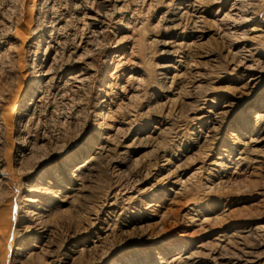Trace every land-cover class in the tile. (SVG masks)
Segmentation results:
<instances>
[{
  "label": "rangeland",
  "instance_id": "374dc122",
  "mask_svg": "<svg viewBox=\"0 0 264 264\" xmlns=\"http://www.w3.org/2000/svg\"><path fill=\"white\" fill-rule=\"evenodd\" d=\"M101 1L0 0V112L4 111L0 117L4 118L7 107L21 92L19 85L26 82L33 86L35 70L40 74L44 70L42 78L39 77L43 81L40 82L42 91L35 95V99L38 97L35 105H38L28 114L31 117L27 116L15 131L17 136H24L27 144L31 142L29 153H25L29 156L24 155L21 162L9 159L11 151L7 147L12 138L9 137L12 136L9 126H15V119L0 118V153L5 155V159L0 155V213L3 212L0 215L6 214L11 220L9 231L0 237L2 242L5 240V244L0 241L3 255L0 253V259L5 257L6 264H11V257L20 245L15 236L17 228L24 226L20 218L22 198L29 194L27 190L35 182L34 177L40 172L46 173L45 179L52 184L53 194H65L63 189L74 182L69 177L71 171L94 155L95 147L102 141L101 136L110 131L114 134L115 145L126 139L134 146L131 145L125 155L120 154L122 150L118 147L113 153L97 154V159L89 166L91 169H83L80 176L83 186L81 183L75 185L76 192L66 202L48 197L56 202L57 208L44 222L50 232L44 239L47 247L43 239L34 237L36 235L22 242L25 251L32 247L27 242L36 243L33 247L38 252L33 256L36 262L42 259L41 252L51 248L57 249L58 255L64 254L61 256L64 264H156L172 256L194 253V264H218L222 252L231 257L229 255L219 264H238L237 258L243 250L254 253L251 264H264V0ZM37 9L41 15L34 17V24H38L34 41L38 42L44 36L53 43L49 42L48 53L42 44L38 52L29 54L23 52L19 44L29 36L31 14ZM260 11L262 13L257 16ZM64 19L69 21L66 23ZM52 24L53 27H47ZM92 32L97 38L92 37ZM170 40L176 44L172 56L166 53L167 48L163 45ZM118 54L122 57L116 56ZM31 60L36 62L34 70L31 68L33 73L26 65L31 64ZM131 74L134 78L127 80ZM101 88L107 90L106 94L101 93ZM22 91L26 92V89ZM101 98H105L106 105H100ZM166 98L169 102H165ZM168 106H171L170 111ZM155 108L158 113H154ZM260 114L263 116L258 121L256 115ZM27 118H31L30 121ZM104 124L109 129L106 132H103ZM108 124L113 127L109 128ZM91 147L87 152L86 149ZM36 152L40 157L35 155ZM74 155L78 160H73ZM250 158L255 159L254 162ZM71 160V170L63 171V164H69ZM222 161L226 164L223 168L217 165ZM35 166V171L27 172ZM58 182L67 184L59 187ZM58 190L61 193L56 192ZM205 217L210 220L203 222ZM232 252L240 254L237 256Z\"/></svg>",
  "mask_w": 264,
  "mask_h": 264
},
{
  "label": "bare ground",
  "instance_id": "6f19581e",
  "mask_svg": "<svg viewBox=\"0 0 264 264\" xmlns=\"http://www.w3.org/2000/svg\"><path fill=\"white\" fill-rule=\"evenodd\" d=\"M45 1V0H44ZM58 1V0H57ZM72 1V0H71ZM74 1V0H73ZM78 1V0H77ZM89 1V0H88ZM99 1V0H98ZM105 1H107V0H102L101 2H105ZM180 1V0H179ZM184 1V0H183ZM194 1V0H193ZM238 1V0H237ZM241 1H245V0H241ZM49 2V1H48ZM81 2V1H80ZM85 2V1H84ZM96 2V1H95ZM113 2H114V0H113ZM125 2V1H124ZM196 2H197V0H196ZM239 2V1H238ZM251 2V1H250ZM249 2V3H250ZM59 4L61 3V2H58ZM92 3H94V1H92ZM100 3V2H99ZM179 3V2H178ZM244 3V2H243ZM47 4V3H46ZM52 4V3H51ZM57 4V3H56ZM66 4H68V3H66ZM70 4H71V2H70ZM98 4V3H97ZM126 4V3H125ZM129 4V3H128ZM193 5H196V4H194V3H192ZM200 4V3H199ZM245 4V3H244ZM251 4H253V3H251ZM264 4V3H263ZM85 5H88V4H85ZM107 5V4H106ZM117 5V4H116ZM240 5V4H239ZM246 5V4H245ZM43 6V5H42ZM41 6V7H42ZM53 6V5H52ZM56 6V5H55ZM58 6V5H57ZM70 6V5H69ZM80 6V5H79ZM91 6V5H90ZM93 6H94V4H93ZM100 6V5H99ZM104 6V5H103ZM119 6V5H118ZM134 6V5H133ZM132 6V7H133ZM135 6H136V4H135ZM60 7H61V5H60ZM84 7V6H83ZM101 7V6H100ZM130 7V6H129ZM131 7V8H132ZM176 7V6H175ZM242 7V6H241ZM250 7H252V6H250ZM264 7V6H263ZM57 8V7H56ZM73 8V7H72ZM78 8V7H77ZM85 8H87V7H85ZM98 8V7H97ZM104 8V7H103ZM114 8V7H113ZM124 8V7H123ZM134 8V7H133ZM185 8H186V6H185ZM188 8V7H187ZM193 8V7H192ZM199 8V7H198ZM44 9H45V7H44ZM50 9H51V7H50ZM58 9V8H57ZM90 9H92V7H90ZM117 9V8H116ZM119 9H121V6H120V8ZM119 9H117V10H119ZM183 9V8H182ZM196 9V8H195ZM195 9H193V10H195ZM240 9V8H239ZM83 10V9H82ZM85 10V9H84ZM95 10V9H94ZM105 10V9H104ZM107 10V9H106ZM109 10V9H108ZM124 10V9H123ZM130 10V9H129ZM199 10V9H198ZM197 10V11H198ZM246 10V9H245ZM53 11H54V8H53ZM52 11V12H53ZM59 11V10H58ZM61 11V10H60ZM96 11V10H95ZM99 11V10H98ZM116 10L114 9V11L113 12H115ZM120 11H122V10H120ZM125 11V10H124ZM134 11V10H133ZM188 11H189V9H188ZM99 12H101V9H100V11ZM104 12V11H103ZM248 12H250V11H248ZM48 13V12H47ZM51 13V12H50ZM59 13V12H58ZM64 13V12H63ZM88 13V12H87ZM111 13V12H110ZM110 13H109V15H110ZM134 13V12H133ZM136 13V12H135ZM177 13V12H176ZM179 13V12H178ZM183 13H185V12H183ZM262 13V11H260V12H258L257 13V16L258 15H260ZM38 14V16L39 15H41V11H40V9H37L36 10V12L34 13V14H31L32 15V17H31V23H32V25H31V27H30V34H29V36H27L26 38H25V40H23V41H21V43L19 44V46H21L20 47V49L22 48V50H23V52H24V50H25V52H27V53H31V54H33V53H36V51L38 52V49H39V47H41L40 45H42V44H44L45 45V52L47 51V53H48V50H46V48H48V49H50L49 48V46H50V44H49V42H52V41H47V39H46V37H44V36H41L40 38H39V40H38V42H36V41H34L35 40V36L37 35V28H38V24L36 23V24H34V17L36 16ZM55 14H56V12H55ZM65 14V13H64ZM102 14V13H101ZM100 14V15H101ZM105 14H106V12H105ZM166 14V13H165ZM164 14V15H165ZM174 14V13H173ZM264 14V13H263ZM47 15V14H46ZM56 15H58V14H56ZM86 15V14H85ZM97 15V14H96ZM182 15V14H181ZM37 16V17H38ZM60 16V15H59ZM65 16V15H64ZM66 16H68V15H66ZM77 16V15H76ZM107 15H105V17H106ZM183 16H185V15H183ZM194 16V15H193ZM49 17V16H48ZM54 17V16H53ZM84 17V16H83ZM82 17V18H83ZM86 17V16H85ZM104 17V18H105ZM109 17V16H108ZM132 17H134V15L132 16ZM178 17V16H177ZM180 17H182V16H180ZM241 17V16H240ZM36 18V17H35ZM40 18H41V16H40ZM62 18V17H61ZM65 18H67V17H65ZM88 18H90L89 16H88ZM92 18H93V16H92ZM95 18H96V16H95ZM111 18V17H110ZM109 18V19H110ZM116 18V17H115ZM168 18H170V17H168ZM172 18V17H171ZM176 18V17H175ZM185 18V20H186V17H184ZM38 19V18H37ZM59 19H60V17H59ZM77 19V18H76ZM75 19V20H76ZM98 19V18H97ZM163 19V18H162ZM262 19V18H261ZM56 20V19H55ZM65 20V19H64ZM83 20V19H82ZM127 20H128V18H127ZM134 20H135V18H134ZM165 20V19H164ZM174 20V19H173ZM178 20V19H177ZM192 20V19H191ZM40 21V20H39ZM50 21H51V19H50ZM68 21H69V19H68ZM67 21V22H68ZM98 21V20H97ZM97 21H95V24H96V22ZM183 21V20H182ZM38 22V21H37ZM57 22V21H56ZM55 22V23H56ZM65 22H66V20H65ZM66 22V23H67ZM78 22V21H77ZM81 22V21H80ZM106 21H104L103 23H105ZM175 22V21H174ZM193 22V21H192ZM263 22H264V18H263ZM40 23V22H39ZM54 23V22H53ZM88 23H90V22H88ZM87 23V24H88ZM99 23V22H98ZM100 23H101V21H100ZM110 23V22H109ZM108 23V24H109ZM129 23V22H128ZM179 23H180V21H179ZM183 23V22H182ZM41 24H42V21H41ZM43 24H45V23H43ZM58 24V23H57ZM69 24V23H68ZM171 24V23H170ZM40 25V24H39ZM78 25V24H77ZM86 25V24H85ZM89 25V24H88ZM92 25V24H91ZM110 25V24H109ZM174 25V24H173ZM172 25V26H173ZM180 25H182V24H180ZM83 26V25H82ZM93 26V25H92ZM91 26V27H92ZM106 26V25H105ZM123 26V25H122ZM175 26H176V24H175ZM47 27H53V24L52 25H48ZM61 26H59V28H60ZM64 27H65V25H64ZM85 27V26H84ZM87 27V26H86ZM107 27V26H106ZM109 27V26H108ZM178 27V26H177ZM43 28V27H42ZM88 28H89V26H88ZM170 28V27H169ZM176 28V27H175ZM185 28V27H184ZM61 29H64V28H61ZM84 29V28H83ZM85 29H87V28H85ZM91 29V28H90ZM99 29V28H98ZM109 29V28H108ZM108 29H106V30H108ZM177 29V28H176ZM175 29V30H176ZM192 29V28H191ZM89 30V29H88ZM93 30V29H92ZM105 30V29H104ZM128 30V29H127ZM58 31H59V29H58ZM80 31H81V29H80ZM91 31V30H90ZM95 31V30H94ZM44 32V31H43ZM53 32V31H52ZM83 32V31H82ZM100 32V31H99ZM197 32V31H196ZM200 32V31H199ZM201 32H204V31H201ZM61 33V32H60ZM92 33H94V32H92ZM102 33V32H101ZM56 34V33H55ZM72 34V33H71ZM73 34H76L75 32L73 33ZM81 34V33H80ZM84 34V33H83ZM86 34V33H85ZM99 34V33H98ZM107 34V33H106ZM40 35H42V34H40ZM50 35H52V34H50ZM60 35V34H59ZM69 35V34H68ZM93 35V34H92ZM103 35V34H102ZM233 35H235V34H233ZM65 36V35H64ZM82 36H84V35H82ZM90 36V35H89ZM105 36V35H104ZM57 37H58V35H57ZM63 37V36H62ZM62 37H60V38H62ZM67 37V36H66ZM76 37H77V35H76ZM81 37V36H80ZM87 37H88V35H87ZM92 37H95V38H97V34H96V36H95V33H94V36H92ZM98 37H99V35H98ZM200 37V36H199ZM74 38H75V36H74ZM83 38V37H82ZM105 38V37H104ZM103 38V39H104ZM108 38V37H107ZM197 38H198V36H197ZM237 38V37H236ZM50 39H51V37H50ZM53 39V38H52ZM55 39V38H54ZM57 39V38H56ZM67 39H69V38H67ZM99 39V38H98ZM62 40V39H61ZM111 40V39H110ZM232 40V39H231ZM85 41V40H84ZM86 41H87V39H86ZM91 41V40H90ZM90 41H88V42H90ZM94 41V40H93ZM106 41V40H105ZM104 41V42H105ZM112 41H113V39H112ZM167 41V40H166ZM82 42H83V40H82ZM98 42H99V40H98ZM102 42H103V40H102ZM108 42V41H107ZM118 42V41H117ZM53 43V42H52ZM60 43V42H59ZM95 43V42H94ZM100 43H101V39H100ZM113 43H115V42H113ZM1 44V43H0ZM81 44V43H80ZM79 44V45H80ZM88 44V43H87ZM91 44H92V42H91ZM90 44V45H91ZM97 45L99 44V43H96ZM102 44V43H101ZM100 44V45H101ZM104 44V43H103ZM107 44H110V43H107ZM107 44H106V46H107ZM112 44V43H111ZM129 44V43H128ZM163 44V43H162ZM174 41H172V40H170V42H165L163 45H164V47H166L167 49H166V53L167 54H169L170 56H172V55H174V52L175 51H173L172 50V48L174 47ZM180 43H178V45H179ZM105 45V44H104ZM176 45V44H175ZM58 46V45H57ZM109 46V45H108ZM115 46H116V44H115ZM131 46V45H130ZM34 47H36V49H34ZM52 47H54V46H52ZM80 47V46H79ZM81 47H83V46H81ZM86 47V46H85ZM90 47V46H89ZM97 47V46H96ZM127 47V46H126ZM61 48H62V46H61ZM61 48H59V49H61ZM87 48V47H86ZM95 48V47H94ZM133 48V47H132ZM79 49V48H78ZM177 49V48H176ZM175 49V50H176ZM180 49V48H179ZM5 50H6V48H5ZM18 50V49H17ZM52 50V49H51ZM54 50V49H53ZM57 50V49H56ZM55 50V51H56ZM75 50V49H74ZM85 50V49H84ZM87 50V49H86ZM20 51V50H19ZM165 51V50H164ZM177 51V50H176ZM1 52H2V50H1ZM0 52V53H1ZM4 52V51H3ZM58 52V51H57ZM70 52V51H69ZM72 52V51H71ZM75 52V51H74ZM131 52H132V50H131ZM56 53V52H55ZM54 53V54H55ZM61 53V52H60ZM129 53V52H128ZM165 53V54H166ZM178 53V52H177ZM64 54V53H63ZM62 54V55H63ZM67 54V53H66ZM72 54V53H71ZM74 54V53H73ZM127 54V53H126ZM180 54V53H179ZM35 55V54H34ZM45 55H46V53H45ZM70 55V53L68 54V56ZM76 54H74V56H75ZM175 55H176V53H175ZM56 56H58V55H56ZM65 56H67V55H65ZM71 56V55H70ZM73 55H72V57H74ZM116 56H120V57H122V55H120V54H118V55H116ZM127 56V55H126ZM177 56V55H176ZM55 57V56H54ZM49 58V57H48ZM56 58V57H55ZM70 58V57H69ZM112 58H113V56H112ZM33 59V58H32ZM36 59V58H35ZM50 59V58H49ZM123 59V58H122ZM129 59V58H128ZM54 60H56V59H54ZM118 60V59H117ZM32 61V60H31ZM73 61V60H72ZM123 61V60H122ZM127 61V60H126ZM175 61H177V60H175ZM75 62V61H74ZM129 62H130V60H129ZM34 63L36 64V62H33L32 61V63L31 64H29V62H28V64H26V65H28L27 66V70L29 71V72H32L31 71V68H33V70H34V68H35V65H34ZM112 63V62H111ZM120 63V62H119ZM125 64V63H124ZM53 65V64H52ZM120 65H123V64H120ZM165 65V64H164ZM170 65V64H169ZM172 65V64H171ZM41 66H42V64H41ZM51 66V65H50ZM116 66H117V64H116ZM115 66V67H116ZM166 67H167V64H166ZM174 67V66H173ZM42 68V67H41ZM48 68H50V67H48ZM48 68H47V70H48ZM54 68V67H53ZM163 68H165V67H163ZM25 69V68H24ZM55 69V68H54ZM50 70H51V68H50ZM53 70V69H52ZM169 70H170V68H169ZM42 71V70H41ZM40 71V72H41ZM44 71V70H43ZM42 71V72H43ZM54 71H56V70H54ZM60 71V70H59ZM161 71V70H160ZM163 71V70H162ZM37 72V73H36ZM42 72H41V74H42ZM57 72V71H56ZM33 73V72H32ZM35 73L36 74H33V76L35 75V78L33 79V86L31 85L30 86V84L28 85L26 82H22V84L21 85H19V86H21L20 87V91L21 92H19V93H17V95H16V97H14L13 98V100L11 101V103H10V105L7 107L8 108V110L6 111V113H4V114H6L5 116H4V118L6 117L7 118V120H9L10 118H14L15 120V123H14V125L15 126H12L11 127V125H13V124H11L9 127H10V133H11V135L12 136H9V137H12L11 138V140H10V142H9V145H7V147L9 146V150L11 151L10 152V155H9V153H8V155H9V159H12L13 161H15L16 163H18V161L19 162H21L22 160H24V159H22V157H24V155H26L25 153L27 152V150H30V143L31 142H29V144H27V142L24 140V136H17V134H15V131L16 130H18V124L20 125V124H22L26 119V117L27 116H29L28 114H30V112H31V110H33L32 108H34L35 106H37V105H35L36 103H37V98L35 99V95H37V94H39V93H41V91H42V83H40V82H43V81H40V79H39V77H41L42 75L39 73V71H36L35 70ZM39 73V74H38ZM114 73V72H113ZM135 73V72H134ZM44 74H46V71H45V73ZM43 74V75H44ZM81 75H82V72L80 73ZM84 74V73H83ZM122 74V73H121ZM161 74V73H160ZM49 75V74H48ZM118 75V74H117ZM124 75V74H123ZM175 75V74H174ZM32 76V75H31ZM62 76V75H61ZM76 76V75H75ZM176 76V75H175ZM72 78H73V76H71ZM77 77V76H76ZM111 77V76H110ZM160 77V76H159ZM162 77H163V75H162ZM173 78H171V79H173L172 80V82L174 81V76H172ZM42 78V77H41ZM51 78V77H50ZM59 78H61V77H59ZM86 78V77H85ZM113 78H115V77H113ZM128 79L127 80H129L130 78H134V75L133 74H131V75H129L128 77H127ZM136 78H138V77H136ZM56 79H57V77H56ZM71 79V78H70ZM81 79V78H80ZM79 79V80H80ZM160 79V78H159ZM169 79V78H168ZM64 80H66V79H64ZM77 80V79H76ZM79 80H78V83H79ZM83 80H84V78H83ZM86 80V79H85ZM121 80V79H120ZM138 80H139V78H138ZM166 80H167V78H166ZM32 81V80H31ZM47 81H48V79H47ZM58 81V80H57ZM62 81V80H61ZM81 82H82V80H80ZM87 81V80H86ZM131 81V80H130ZM49 82V81H48ZM52 82H54V81H52ZM51 82V83H52ZM65 82V81H64ZM72 82H74V79L72 80ZM71 82V83H72ZM124 82V81H123ZM127 82V81H126ZM133 82V81H132ZM131 82V83H132ZM136 82V81H135ZM138 82L139 81H137V84H138ZM39 83V84H38ZM67 83H68V81H67ZM119 83V82H118ZM130 83V82H129ZM45 84V83H44ZM50 84V83H49ZM49 84H47V85H49ZM69 84V83H68ZM81 84V83H80ZM83 84H85V82L83 83ZM115 86H117V83L115 82ZM133 84V83H132ZM136 84V83H135ZM141 84V83H140ZM169 84V83H168ZM171 84V83H170ZM173 84V83H172ZM73 85V84H72ZM71 85V86H72ZM77 85V84H76ZM75 85V87H79V86H76ZM109 85H111V84H109ZM65 86V85H64ZM106 86H108V85H106ZM112 86V85H111ZM114 86V85H113ZM128 86V85H127ZM127 86H125V87H127ZM130 87H132L133 88V86H131V85H129ZM136 86V85H135ZM139 86V85H138ZM138 86H136V87H138ZM49 87V86H48ZM63 87V86H62ZM73 87V86H72ZM120 87V86H119ZM123 85H122V89H123ZM141 87V86H140ZM173 87V86H172ZM52 88H53V86H52ZM64 88H67V87H64ZM113 88V87H112ZM116 87H114V89H115ZM26 89V92H23L22 90H25ZM50 89V88H49ZM57 89V88H56ZM62 89V88H61ZM69 89V88H68ZM72 89V88H71ZM71 89H69V90H71ZM78 89V88H77ZM131 89V88H130ZM135 89H137V88H135ZM140 89V88H139ZM167 89V88H166ZM176 89V88H175ZM116 90V89H115ZM121 90V89H120ZM125 90V89H124ZM169 90H170V86H169ZM29 93H28V92ZM51 91V90H50ZM72 91V90H71ZM100 91H101V93H103V94H106V91L103 89V88H101L100 89ZM119 91V90H118ZM126 91V90H125ZM124 91V92H125ZM130 91V90H129ZM135 91V90H134ZM139 91V90H138ZM163 91V90H162ZM166 91H168V90H166ZM165 90H164V92H166ZM173 91V90H172ZM52 92V91H51ZM65 92V91H64ZM66 92H68V91H66ZM65 92V93H66ZM111 92H112V90H111ZM115 92V91H114ZM117 92V91H116ZM127 92V91H126ZM126 92H125V94H126ZM163 92V93H164ZM169 92V91H168ZM171 92V91H170ZM44 93V92H43ZM53 93V92H52ZM107 93H109V92H107ZM132 93V92H131ZM134 93V92H133ZM176 93V92H175ZM57 94H58V92H57ZM63 94V93H62ZM115 94V93H114ZM129 94V93H128ZM136 94H138V93H136ZM174 94V93H173ZM55 95H56V93H55ZM60 95V94H59ZM122 95V94H121ZM124 95V94H123ZM131 95V94H130ZM133 95H135V94H133ZM176 95V94H175ZM66 96V95H65ZM109 96V95H108ZM205 96V95H204ZM41 97V96H40ZM44 97V96H43ZM46 97H47V95H46ZM48 97H50L51 98V96H48ZM47 97V98H48ZM106 97V96H105ZM114 97H116V96H114ZM128 97V96H127ZM131 97V96H130ZM136 97V96H135ZM165 97H167V96H165ZM164 97V98H165ZM42 98V97H41ZM45 98V97H44ZM64 98V97H63ZM113 98V97H112ZM119 98V97H118ZM117 98V99H118ZM123 98V97H122ZM131 98H133V96L131 97ZM131 98H130V100L129 101H131ZM168 98H169V96H168ZM168 98H166L167 100H168ZM173 98L174 97H172V100H173ZM200 98V97H199ZM29 100L28 102H26V100ZM52 99V98H51ZM54 99V98H53ZM58 99H60L59 97H58ZM105 99V98H104ZM103 98H101L99 101H100V105L101 106H103V105H106V100H104ZM120 100H121V98H119ZM126 99V98H125ZM170 99V98H169ZM175 99V98H174ZM62 100V99H61ZM165 101V102H169V100L168 101ZM2 101V100H1ZM44 101H45V99H44ZM56 101V100H55ZM112 101V100H111ZM118 101V100H117ZM116 101V102H117ZM196 101H198V100H196ZM199 101H200V99H199ZM3 102H4V100H3ZM46 102H49V101H46ZM65 102V101H64ZM63 102V103H64ZM113 102V101H112ZM171 102V101H170ZM173 102V101H172ZM119 103H120V101H119ZM164 103V102H163ZM2 104V103H1ZM5 104V103H4ZM9 104V103H8ZM53 104H54V101H53ZM52 104V105H53ZM60 104H62V103H60ZM109 104V103H108ZM113 104V103H112ZM124 104V103H123ZM173 104V103H172ZM44 105V104H43ZM42 105V106H43ZM46 105V104H45ZM152 105V104H151ZM174 105V104H173ZM196 105H197V103H196ZM7 106V105H6ZM47 106V105H46ZM50 106V105H49ZM57 106H58V104H57ZM60 106V105H59ZM65 106V105H64ZM67 106V105H66ZM112 106V105H111ZM118 106V105H117ZM5 107V106H4ZM105 107V106H104ZM151 107V106H150ZM149 107V108H150ZM171 108V106H168L167 107V109L168 108ZM42 108V107H41ZM45 108H47V107H45ZM54 108H55V104H54ZM169 108V109H170ZM37 109V108H36ZM53 109V108H52ZM63 109V108H62ZM65 109V108H64ZM100 109V108H99ZM153 109V108H152ZM159 109V108H158ZM168 109V110H169ZM4 110H6V108H4ZM39 110V109H38ZM47 110V109H46ZM103 110V109H102ZM108 110H109V108H108ZM147 110V109H146ZM151 110V109H150ZM156 110V108L154 109V113L155 112H157V111H155ZM171 110V109H170ZM169 110V111H170ZM44 111H45V109H44ZM44 111H42V112H44ZM50 111V110H49ZM56 111V110H55ZM105 111V110H104ZM160 111H161V108H160ZM2 112V111H1ZM0 112V113H1ZM4 112V111H3ZM2 112V113H3ZM35 112V111H34ZM113 112V111H112ZM146 112H148V111H146ZM153 111H151V113H152ZM164 112V111H163ZM166 112V111H165ZM168 112V111H167ZM40 112L38 111V114H39ZM53 113V112H52ZM105 113V112H104ZM111 113V112H110ZM148 113H150V111L148 112ZM158 113V112H157ZM34 114V113H33ZM44 114V113H43ZM99 114H101V115H103L102 113H101V111L99 112ZM107 114H109V112L107 113ZM106 114V116L108 117V115ZM153 114V113H152ZM159 114H161V113H159ZM165 114V113H164ZM164 114H162V115H164ZM169 114V113H168ZM32 115V114H31ZM157 115V114H156ZM165 115H167V114H165ZM172 115H173V111H172ZM264 115V114H263ZM263 115H256V119L258 120V121H260V119L262 118L261 116H263ZM36 116V115H35ZM35 116L33 117L34 119H36L35 118ZM43 115H41L40 117H42ZM110 116V115H109ZM10 117V118H9ZM29 117H31V116H29ZM38 117V116H37ZM69 117V116H68ZM67 117V118H68ZM102 117V116H101ZM147 117H148V114H147ZM150 117V116H149ZM148 117V118H149ZM165 117H167V116H165ZM164 117V118H165ZM1 119L3 118V116L2 117H0ZM3 118V119H4ZM5 118V119H6ZM103 118V117H102ZM162 118V117H161ZM25 119V120H24ZM30 119L31 118H27V120H29L30 121ZM39 119V118H38ZM37 119V120H38ZM105 119H106V117H105ZM132 119V118H131ZM166 119V118H165ZM33 120V119H32ZM67 120V119H66ZM104 120V119H103ZM167 120V119H166ZM257 120H256V122H257ZM1 121V120H0ZM10 121H12V119L10 120ZM36 121V120H35ZM39 121V120H38ZM37 121V122H38ZM130 121V120H129ZM129 121H128V123L127 124H129ZM132 121H133V119H132ZM2 122V121H1ZM6 122V121H5ZM5 122H3V123H5ZM13 122V121H12ZM33 122V121H32ZM36 122V123H37ZM101 122H103V121H101ZM113 122H116V121H113ZM162 122V121H161ZM26 123V122H25ZM30 123V122H29ZM104 123H106V122H104ZM125 123V122H124ZM5 124H7V123H5ZM34 124V123H33ZM38 124V123H37ZM37 124H36V126H37ZM40 124H42V123H40ZM100 124H102V123H100ZM169 124V123H168ZM28 125V124H27ZM30 125V124H29ZM106 124H104V126H105ZM111 124H108V127L110 128V127H113V126H110ZM162 125V124H161ZM174 125V124H173ZM3 126V125H2ZM5 126L6 125H4V127L3 128H5ZM24 126V125H23ZM26 126V125H25ZM0 127H1V125H0ZM8 127V128H9ZM32 127V126H31ZM38 127V126H37ZM41 127V126H40ZM39 127V128H40ZM106 127V126H105ZM116 127V126H115ZM123 127V126H122ZM27 128H28V126H27ZM43 128V127H42ZM118 128V127H117ZM116 128V129H117ZM130 128H131V124H130ZM154 128H156V126L154 127ZM158 128H159V126H158ZM103 129V128H102ZM123 129H124V127L121 129V132L123 131ZM162 129V128H161ZM109 129H107V127L106 128H104L103 129V132H106V131H108ZM111 130V129H110ZM113 130V129H112ZM127 130H128V128H127ZM154 130V129H153ZM152 130V131H153ZM163 130V129H162ZM4 131V130H3ZM6 131H8V130H6ZM30 131V130H29ZM33 131V130H32ZM118 131H120V128H119V130ZM9 132V131H8ZM31 132V131H30ZM29 132V133H30ZM33 132H36V130L35 131H33ZM161 131H159V133H160ZM38 134H39V132H37ZM124 133V132H123ZM130 133V132H129ZM128 133V134H129ZM152 133V132H151ZM4 134V133H3ZM6 134H7V132L5 133V135H3V136H5L6 137ZM19 134V133H18ZM21 134V133H20ZM25 134V133H24ZM37 134V135H38ZM119 133H117V136H119L118 135ZM125 134V133H124ZM127 134V133H126ZM32 135V134H31ZM36 135V134H35ZM123 135V134H122ZM149 135V134H148ZM134 136V135H133ZM2 137V136H1ZM4 137V138H5ZM26 137H28V136H26ZM26 137H25V139H26ZM124 137V136H123ZM127 137H129V136H127ZM137 137V136H136ZM146 138L147 137H149V136H145ZM144 136H143V138H145ZM151 137V136H150ZM29 138V137H28ZM42 138V137H41ZM40 138V139H41ZM101 138H102V141L99 143V145H97L96 147H95V150L93 151L94 152V155H90V156H88V158H86V159H84V161L83 162H81V163H79V164H77L76 166H75V168L71 171V175H69V177L71 178V181H74L73 182V184H71V186H69V187H67V188H64L63 189V191H65L66 193L65 194H63V195H57V194H53V192L54 191H52L51 190V188H52V184L50 183V181H47L46 179H45V174L44 173H42V172H40L39 173V175H37L36 177H34V181L35 182H31L32 184L28 187V193L29 194H26V195H24V197L22 198V206H23V210H22V214L20 215V218L24 221L23 223H24V226H23V228H17V230H16V236H15V241L16 242H18V243H20V245L16 248L17 249V251L15 252V254H13V256L11 257V264H64V263H66V262H64V260H62L61 259V256L62 255H64V254H62L61 255V253H60V255H58V254H56V252H55V250H57V249H55V250H53V249H51V248H47L46 250H44V248H43V252H41V253H43L42 255H41V260L40 261H38V262H36L34 259H33V256L35 255V253H38V252H36L34 249H33V247H35L36 245V243L34 244V243H29V242H27L28 243V245L30 246H32L30 249H29V251H25V249L26 248H24V244L22 245V242H24L25 240H27V239H30V238H32V235H36V236H34L35 238H37V239H43V241H44V239H46L47 238V236H48V234L50 233L49 232V229L47 228V227H45L44 225H46V224H44V222L46 221V218L52 213V212H54L55 211V209L57 208L56 206H55V204H56V202L54 203L52 200H50L48 197H53V198H55V197H57L58 198V202H60V203H64V202H66L67 200H68V197H70L71 196V194L73 193V192H76V190H77V188H75V185H78V184H80L81 182H80V176H82V174L84 173V171H83V169L86 167V169L87 168H90L91 166H90V164H92V162L95 160V159H97L96 158V155L97 154H101V153H103L104 151L105 152H112V151H115L116 150V148L118 147V149L120 148L122 151H120L121 153L120 154H122V153H124L123 155H125L126 153H128V151H129V149L132 147V146H134V144L132 145V143L130 142H127V140L126 139H124V141H121L120 143L119 142H117V143H119V145H117V143H116V145L114 144V134H110V131L109 132H107L106 133V135L105 134H103L102 136H101ZM119 138V137H118ZM121 138V137H120ZM139 138V137H138ZM145 138V139H146ZM155 138V137H154ZM153 138V139H154ZM259 138V137H258ZM263 138V137H262ZM10 138H8V140H9ZM31 139V138H30ZM142 139V138H141ZM144 139V140H145ZM152 139V138H151ZM1 140V139H0ZM37 140H39L38 138H37ZM36 140V141H37ZM121 140H123V139H121ZM138 140V139H137ZM253 140V139H252ZM251 140V141H252ZM3 141V140H2ZM28 141H30V140H28ZM141 141H143V140H141ZM141 141L138 143L139 145L141 144ZM255 141V140H254ZM253 141V142H254ZM261 141H262V139H261ZM7 142V141H6ZM38 142V141H37ZM133 142V141H132ZM138 142V141H137ZM136 142V143H137ZM252 142V143H253ZM256 142V141H255ZM250 143V142H249ZM248 143V144H249ZM7 144V143H6ZM93 144V143H92ZM1 145V144H0ZM34 145V144H33ZM95 145V144H94ZM132 145V146H131ZM137 145V144H136ZM247 145V144H246ZM250 145H251V143H250ZM37 146H38V144H37ZM37 146H35L34 145V147H37ZM6 147V146H5ZM39 147V146H38ZM247 147H248V145H247ZM87 148V147H86ZM135 148H137V146L135 147ZM244 148H245V146H244ZM7 149V150H8ZM90 149H92V147L91 148H89V150L88 149H86L87 150V152H90ZM164 149H166V148H164ZM163 149V150H164ZM248 149V148H247ZM36 150V149H35ZM38 150V149H37ZM85 150V151H86ZM131 150V149H130ZM226 150V149H225ZM246 150V149H245ZM249 150V149H248ZM247 150V151H248ZM118 151V150H117ZM35 152V151H34ZM86 152V153H87ZM167 152V151H166ZM245 151H243V153H244ZM27 153H29V152H27ZM32 153V152H31ZM65 153V152H64ZM108 153H107V155H108ZM113 153V152H112ZM117 154L119 153V152H116ZM34 154V153H33ZM106 154V153H105ZM105 154H104V156H105ZM119 154V155H120ZM240 154V153H239ZM247 154H248V152H247ZM0 155H1V153H0ZM35 155H37V152H36V154ZM72 155V154H71ZM103 155V154H102ZM115 155V154H114ZM252 155H256V154H252ZM2 156V155H1ZM4 156V158L3 159H5V155H3ZM2 156V157H3ZM26 156H29L28 154L26 155ZM38 156V155H37ZM64 156V155H63ZM68 156V155H67ZM116 156V155H115ZM114 156V157H115ZM128 156V155H127ZM38 157H40V156H38ZM70 157V156H69ZM73 157V160L74 161H76V160H78L77 158H76V155H74V156H72ZM79 157V156H78ZM98 157H101V158H103L101 155L99 156L98 155ZM106 158L107 157H109V156H105ZM110 157H112V156H110ZM114 157H112V158H114ZM124 157V156H123ZM223 157V156H222ZM221 157V158H222ZM239 157V156H238ZM237 157V158H238ZM240 157H241V155H240ZM244 157V156H243ZM242 157V158H243ZM248 157V156H247ZM249 157H250V154H249ZM256 157V156H255ZM26 158V157H25ZM33 158V157H32ZM63 158V157H62ZM115 158H119V156L118 157H115ZM126 158V157H125ZM158 158V157H157ZM259 158V157H258ZM7 159V158H6ZM28 159V158H27ZM35 159H36V157H35ZM37 159H39V158H37ZM43 158H41L40 160H42ZM99 159V158H98ZM109 159H111V158H109ZM108 159V160H109ZM123 160H124V158H122ZM121 159V160H122ZM126 159H128V158H126ZM220 159V158H219ZM251 159V158H250ZM257 159V158H256ZM31 160V159H30ZM67 160V159H66ZM69 160V159H68ZM156 160V159H155ZM244 160H246V159H244ZM248 160H249V158H248ZM253 160H255V159H251V161L252 162H254ZM260 159H258L257 160V163H259L258 161H259ZM37 161V160H36ZM39 161V160H38ZM73 161V162H74ZM114 161H116V159H114ZM229 162H231L230 160H228ZM236 161H237V159H236ZM240 161V160H239ZM242 162H245V161H243V159L241 160ZM3 163H4V161H2ZM28 162H29V160H28ZM34 163H36L35 161H33ZM66 162V161H65ZM69 162V161H68ZM95 162V161H94ZM118 162H119V160H118ZM122 162V161H121ZM124 162V161H123ZM156 162V161H155ZM154 162V163H155ZM217 162V161H216ZM216 162H214L215 164H216ZM238 162V161H237ZM261 162V161H260ZM27 163V162H26ZM62 163V162H61ZM227 163V162H226ZM235 163V162H234ZM246 163V162H245ZM21 164V163H20ZM33 164V163H32ZM70 164H72V160H71V163H65V164H63L64 165V168H63V171H70L71 169H70ZM232 164V163H231ZM230 164V165H231ZM240 164V163H239ZM30 165H31V163H30ZM29 165V166H30ZM155 165V164H154ZM218 166H221V168H223V167H225L226 166V164L225 163H223V161L222 162H220V164H217ZM229 165V166H230ZM235 165H236V163H235ZM21 166V165H20ZM28 166V165H27ZM28 166V167H29ZM36 166H38V165H36ZM36 166L35 167H30V170H27V172L29 173V172H33V171H35L36 170ZM90 166V167H89ZM93 166H94V164H93ZM237 166V165H236ZM235 166V167H236ZM22 167V166H21ZM20 167V168H21ZM24 167V166H23ZM40 167V166H39ZM59 167V166H58ZM74 167V166H73ZM114 167H117V166H114ZM233 167V166H232ZM242 167V166H241ZM227 168V167H226ZM59 169V168H58ZM91 169V168H90ZM119 169V168H118ZM237 169H239L238 168V166H237ZM2 170V169H1ZM4 170V169H3ZM2 170V171H3ZM9 170H10V167H9ZM18 170V169H17ZM25 170V169H24ZM241 170V169H240ZM239 170V171H240ZM5 171H6V169H5ZM22 171H23V168H22ZM219 171V170H218ZM217 171V172H218ZM225 171V170H224ZM238 171V170H237ZM238 171V172H239ZM24 172V171H23ZM27 172L25 171L24 173H26L27 174ZM234 172V171H233ZM235 172H236V169H235ZM219 173V172H218ZM221 173V172H220ZM229 173H232V172H229ZM48 174V173H47ZM148 174V173H147ZM55 175V174H54ZM86 175V174H85ZM224 175V174H223ZM24 176H25V174H24ZM28 177V176H27ZM51 177H54V176H51ZM222 177V176H221ZM3 178V177H2ZM60 178H61V176H59V180L58 181H60ZM85 178V177H84ZM218 178V177H217ZM0 180H1V178H0ZM6 180V179H5ZM79 180V181H78ZM225 180V179H224ZM228 180V179H227ZM63 181V180H62ZM220 181V180H219ZM83 182V181H82ZM175 182V181H174ZM212 182V181H211ZM214 182V181H213ZM221 182H222V180H221ZM2 183V182H1ZM6 183V182H5ZM59 183V187H65V185L67 184H64L63 182H58ZM172 183V182H171ZM3 184V183H2ZM56 185V184H55ZM81 185H82V183H81ZM83 186V185H82ZM214 186H216L215 184H214ZM151 187V186H150ZM149 187V188H150ZM207 187V186H206ZM80 188H81V186H80ZM126 188V187H125ZM210 188H212V187H210ZM79 189V188H78ZM148 189V188H147ZM146 190V189H145ZM60 190H58V191H56V192H59ZM59 193H61V192H59ZM148 193V192H147ZM152 193V192H151ZM73 195V194H72ZM73 197V196H72ZM72 197H71V199H72ZM55 200V199H54ZM69 201H70V199H69ZM152 204V203H151ZM158 204V203H157ZM20 205H21V203H20ZM159 206V205H158ZM13 207V206H12ZM149 207V206H148ZM14 208V207H13ZM16 208H17V206H16ZM147 208V207H146ZM20 209H21V207H20ZM59 209H61V208H59ZM59 209H57L58 211H59ZM154 209V208H153ZM13 210V209H12ZM18 210V209H17ZM150 211V210H149ZM57 212V211H56ZM3 213V212H2ZM2 213H0V214H2ZM8 213V212H7ZM12 212L10 211V214H11ZM53 214V213H52ZM8 215V214H7ZM9 216V215H8ZM12 218V217H11ZM206 218V217H205ZM49 220V219H48ZM198 220V219H197ZM206 220H210L209 218L207 219H204L203 218V222L204 221H206ZM20 222H22V221H20ZM19 222V223H20ZM201 221H199V223H200ZM208 222V221H207ZM198 223V222H197ZM202 223V222H201ZM200 223V224H201ZM10 224H11V220H10V218H8V217H6V214H5V216L4 215H0V237H3V236H5L6 234H7V232L9 231L8 230V228L10 227ZM203 224V223H202ZM48 225V224H47ZM46 225V226H47ZM205 226L207 225V224H204ZM201 227H203V225L201 226ZM206 228V227H205ZM201 229H203V228H201ZM50 230H52V229H50ZM105 231V230H104ZM103 231V232H104ZM206 231H208V228H206ZM52 232V231H51ZM250 232L248 231V234H249ZM75 234V233H74ZM251 234V233H250ZM39 236V237H38ZM51 236V235H50ZM259 236V235H258ZM260 236H262L261 234H260ZM49 239H51V238H49ZM225 239H227V237L225 238ZM224 239V240H225ZM31 240V239H30ZM53 240V239H52ZM230 240V239H229ZM1 242H2V240H0ZM28 241V240H27ZM48 242V241H47ZM53 242H54V240H53ZM230 242V241H229ZM2 243H4L5 244V240H4V242H2ZM44 243H45V241H44ZM50 243V242H49ZM61 243V242H60ZM59 243V244H60ZM228 243V242H227ZM1 244V243H0ZM4 244H2V245H4ZM46 244V247H47V243H45ZM54 244V243H53ZM52 244V245H53ZM58 243H57V246H60V245H62V243L59 245ZM230 244V243H229ZM2 245H1V247H2ZM51 246V245H50ZM28 247V246H27ZM3 248V247H2ZM58 248V247H57ZM61 248V247H60ZM27 250V249H26ZM40 250H42V249H40ZM59 250V249H58ZM3 251H4V249H3ZM61 251V250H60ZM172 251V250H171ZM220 251H222V250H220ZM192 252V251H191ZM194 252V251H193ZM224 252H225V250H224ZM229 252V251H228ZM243 253L240 255V257L239 258H237L238 259V264H251L253 261H254V258L253 257H255L254 256V253L252 252V251H248V250H243L242 251ZM1 253V255H2V251L0 252ZM77 253V252H76ZM223 253V252H222ZM220 253L221 255L218 257V258H220V259H222L221 261H223V259L224 258H228V256L230 255V254H227V253ZM230 253V252H229ZM232 253H234V252H232ZM68 254V253H67ZM195 254V253H194ZM194 254H180V255H176V256H172V257H170L169 259H166V260H162V261H159V262H157L156 264H194L195 263V261H194ZM240 253H238V255H239ZM0 255V256H1ZM234 255H237V254H235L234 253ZM233 255V256H234ZM237 255V256H238ZM218 256V255H217ZM216 256V257H217ZM2 257H3V255H2ZM58 257H59V259H58ZM62 257H64V256H62ZM230 257H231V255H230ZM235 257V256H234ZM35 258H36V256H35ZM69 258H71V255L69 256ZM161 258V257H160ZM217 259V258H216ZM219 259V260H220ZM233 259V258H232ZM1 260V259H0ZM6 259H5V257H4V260H1V262H0V264H6V261H5ZM148 261V260H147ZM220 261V262H221ZM68 262V261H67ZM218 262V261H217ZM219 262V263H220ZM232 262V261H231ZM131 263V262H130ZM129 263V264H130ZM218 263V264H219ZM225 263V262H224ZM223 262L221 263V264H224ZM226 263H228V262H226ZM236 264V262H233L232 264ZM118 264V263H117ZM139 264V263H138Z\"/></svg>",
  "mask_w": 264,
  "mask_h": 264
}]
</instances>
